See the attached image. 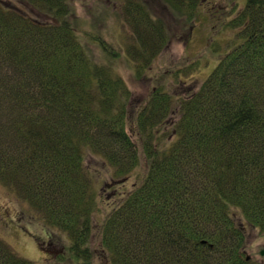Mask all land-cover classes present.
<instances>
[{"label":"trees","instance_id":"trees-1","mask_svg":"<svg viewBox=\"0 0 264 264\" xmlns=\"http://www.w3.org/2000/svg\"><path fill=\"white\" fill-rule=\"evenodd\" d=\"M73 1L0 0V181L46 227L35 237L46 264H261L246 248L250 231L264 236V0L228 22L240 42L197 89L161 84L138 106L120 52L79 35ZM110 1L130 29L122 54L144 77L167 27L146 0ZM162 1L190 23L209 2ZM143 164L96 223L101 180L129 186ZM0 264L34 263L0 238Z\"/></svg>","mask_w":264,"mask_h":264},{"label":"rangeland","instance_id":"rangeland-1","mask_svg":"<svg viewBox=\"0 0 264 264\" xmlns=\"http://www.w3.org/2000/svg\"><path fill=\"white\" fill-rule=\"evenodd\" d=\"M14 1L21 4L19 0ZM146 1L151 13L165 23L169 44L144 77L135 71L136 67L128 61L126 54H122L121 48L127 44L130 29L121 23V13L117 11L120 5L110 0L73 1V21L79 25V35L91 31L101 34L120 52L117 70L129 88L133 106L146 102L161 84L173 93H188V88L197 89L224 55L240 42L239 29L228 26V22L246 3V0L205 1L199 9L197 21L190 23L162 0ZM87 47L93 54L102 57L96 44L89 43ZM179 71H186L182 79L185 84H179L175 78V73ZM88 165L106 172L98 160L91 159ZM145 173L146 165L143 164L131 175L129 186L125 187L120 184L109 186L111 181L106 184L105 177L101 180L98 189L104 199L100 201V209L95 214L96 223L101 224L110 211V205L122 198L120 192L131 189L132 184L140 182ZM48 236L46 227L31 206L15 197L0 181V238L23 258L34 264H46L47 256L39 248L35 237L46 241ZM59 238L60 241L53 245L57 254L62 253L68 245L63 235L60 234L57 240ZM246 255L264 264V236L261 233L250 231Z\"/></svg>","mask_w":264,"mask_h":264},{"label":"water","instance_id":"water-1","mask_svg":"<svg viewBox=\"0 0 264 264\" xmlns=\"http://www.w3.org/2000/svg\"><path fill=\"white\" fill-rule=\"evenodd\" d=\"M262 254H263V252H262Z\"/></svg>","mask_w":264,"mask_h":264}]
</instances>
